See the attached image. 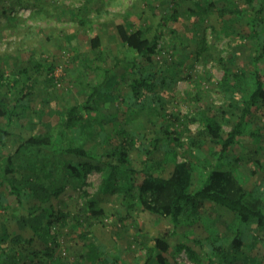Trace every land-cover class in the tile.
I'll return each instance as SVG.
<instances>
[{"label": "rangeland", "instance_id": "obj_1", "mask_svg": "<svg viewBox=\"0 0 264 264\" xmlns=\"http://www.w3.org/2000/svg\"><path fill=\"white\" fill-rule=\"evenodd\" d=\"M44 1L24 0L23 4L12 5L10 0H0V70L10 80L12 77H17L18 86L30 96L28 119L33 120L32 124L27 120L28 124L21 129L20 126L9 124L4 118L0 119V126L6 131V137L8 136L7 139L4 140V136L2 139L4 143L0 148V162L4 155L15 152L18 133L23 131L31 136L40 134L47 124L60 119L69 106L85 101L91 92L90 83L103 81L108 75L105 71H110V75L115 76L118 82L117 84L113 82L109 86L106 82L100 88L103 94L107 92L113 96H120L129 89L128 81L123 77L129 69L127 58L132 54L118 38L115 27V24L126 19L132 20L136 27L149 24L162 33L161 50L155 57L158 64H162L167 57L180 64L179 68L177 67L179 75L176 82L162 92L165 96L164 109L157 111L150 107L144 110L132 108L127 110L125 117H119L122 127L130 132L145 130L146 142L153 143L155 136L161 135L158 132L161 123L168 129L181 132L182 141L186 142L188 138H193L200 142L205 138L199 134L201 126L188 117L199 118L208 112H213L217 116L225 131L230 130L234 111L229 107L227 97L234 78L230 75L228 82H223L224 60L235 63L233 72L245 75L242 78L243 92L237 93L236 99L247 98L254 88L256 75L252 59L256 53L257 40L250 31L247 19L254 17L255 11L244 0L218 2L217 7L204 19L199 13L191 14L189 18L187 15L184 17L189 13L187 3L185 0H173L182 14L180 20L173 24L164 19L167 15L168 0ZM14 3H17V0H14ZM258 5L261 7L259 13L264 18V0L258 1ZM4 10H7L6 14ZM219 11L238 16L239 20L233 23L230 30L222 29ZM75 14L87 17L84 26L79 24ZM199 19L204 21L201 23ZM235 30L242 34L236 35ZM202 47L204 49L201 51ZM233 57L236 60H232ZM40 64L42 66L52 64L54 72L50 74L46 66L42 69L37 68ZM263 64L264 62H261V65ZM6 92L7 88L0 86V96L4 97ZM12 98L13 96L8 95L7 101ZM99 104L98 109L88 114L89 119L103 120L106 116L111 118L118 115L115 103L104 100ZM253 109L257 114V121L264 126V108L257 105ZM114 123L105 124L107 130L114 131L119 135L117 137H121V124ZM255 127L257 128L253 126ZM81 141L86 142V149L94 162L101 158L104 149L97 145L95 136L91 132L85 133L76 143ZM251 147L255 148L260 158H264V130H259L256 135L243 137L241 143L234 147L233 153H230L232 162L229 159H219L221 147L209 140L205 142L202 154L201 150L196 148L194 151L181 148L178 149V153L180 160L185 156L194 159L198 170H203L204 165H212L214 162L220 166L230 165L239 179L246 184L251 180V170L256 164V161L248 156ZM164 152L162 146L153 152V158L164 159ZM64 157L65 160L69 158L76 162L86 160L72 155ZM146 161L145 155H141L137 150L133 151L131 154V167L135 170L133 173L114 168L102 161L104 171L93 172L82 188L74 187L65 180L59 182L50 173L39 171L36 175L44 179L51 190L57 189L62 183L65 184L60 196L52 200L56 216H48L44 221L48 235L55 232L60 234L59 244H45L33 234L32 230H21L14 214L18 212L19 215H25L27 210L14 204L8 206L6 211L0 212V225L5 222L10 233L23 234L26 237L32 235L35 242L32 246L18 247L12 242H7L3 246L6 249L14 248L12 250L15 251L22 248L20 251L24 250L28 255L33 251L38 253L34 260L19 257L17 259L19 264H57L58 262H60L58 264H91L87 259L88 244L97 239L106 247L107 256L120 252V258L124 262L143 264L153 251L152 237L161 229L173 228L169 219L145 211L137 200L136 189L143 180L141 169ZM54 162L62 164L60 161ZM126 181L131 182L135 189L129 196L124 198L112 191L115 184L121 185ZM199 181L197 174L195 188L199 185ZM90 198L98 200L97 207L104 209L105 215L102 218L88 219L90 213L87 211V202ZM34 203L35 201L32 200L26 204V207ZM132 204L133 207H130ZM52 207L51 203L44 207L48 215ZM62 214L68 216L62 218ZM74 218L86 219L88 222L82 227ZM49 221L52 224H49ZM177 232L178 234L173 238L176 243L185 235L191 238L207 235L200 222L193 223L187 220L178 227ZM47 247L53 250L49 252ZM173 255L174 250L169 256L174 259ZM176 260L183 264H195L184 253ZM97 264H108V261L102 256ZM257 264H264V261L260 260Z\"/></svg>", "mask_w": 264, "mask_h": 264}, {"label": "trees", "instance_id": "obj_2", "mask_svg": "<svg viewBox=\"0 0 264 264\" xmlns=\"http://www.w3.org/2000/svg\"><path fill=\"white\" fill-rule=\"evenodd\" d=\"M221 1L223 0H185L189 13L186 11L184 17L187 15L189 18L191 14L199 13L204 19ZM244 1L255 11L254 17L248 18L247 22L257 40L256 53L252 59L256 80L247 98L236 99L237 93L243 92L242 78L245 75L233 72L235 63L224 60L223 82H228L230 75L234 78L227 97L229 107L235 112L229 131H225L223 124L213 112L205 113L199 118L188 117L201 126L199 134L205 138L200 142L193 138H188L186 142L182 141L181 132L168 129L163 123L158 131L161 135L155 136L153 143L146 142L145 130L130 132L122 127L119 117H125L128 109L144 110L148 107L157 111L164 109L165 96L162 92L176 82L179 75L177 67L180 66L169 57L162 64H158L155 60L161 50L162 33L158 29L149 24L136 27L132 20L126 19L115 24V27L118 38L132 54L127 58L129 69L123 77L128 81L129 89L120 96H113L107 92L103 94L100 88L106 82H108L107 86L118 82L115 76L110 75V71H105L108 75L103 81L90 83L91 92L85 101L80 105L69 106L60 119L47 124L40 134L31 136L21 131L22 141L16 152L7 153L0 162V212L6 211L8 206L14 204L26 208L27 214L19 215L18 212L14 214L19 228L23 231L32 230L33 234L45 244L58 245L60 234L55 232L48 235L44 221L48 216H56L52 200L60 196L65 184L62 183L57 189L51 190L48 183L36 174L39 171L48 172L59 182L65 180L74 187L82 188L93 172L104 171L102 161L114 168L135 172L131 167V154L137 150L147 158L145 166L141 169L143 180L136 189L137 200L145 211L165 217L173 225L172 229H161L152 237L153 251L143 264H183L176 260L183 253L195 264L249 262L257 264L260 260L264 261V158H260L255 148H250L248 156L254 159L256 164L251 170V180L244 184L230 165L220 166L214 162L212 165H204L203 170H198L194 159L185 156L180 160L178 153V149L181 148L185 150L189 148L191 151L196 148L201 150L202 154V148L209 140L221 147L219 159H229L232 162L230 153H233L234 147L241 143L243 137L256 135L259 130H264V126L257 121V114L253 109L257 105L264 108V64L261 65V62H264V18L259 13L260 0ZM10 2L12 5L23 4L24 0H17V3H14V0ZM167 3H169L167 15L164 19L173 24L180 20L182 14L173 0H168ZM6 11L4 10V13ZM75 16L80 25L86 24L88 19L85 15L75 14ZM218 16L224 31L230 30L233 23L239 20L237 15L223 11H219ZM199 21L202 23L204 20L199 19ZM234 33L238 36L242 34L236 30ZM201 42L203 44V41ZM203 49L204 47L201 51ZM232 60L236 58L233 57ZM117 62L119 63V60ZM45 66L50 74L54 72L52 64L43 66L40 64L37 68L42 69ZM18 84L17 77H12L10 80L0 70V86L7 88L4 97L0 96V119L6 117L5 120L9 124L16 120L23 129L24 125L28 124L30 114L20 113L18 110L28 103L30 96L25 94ZM8 95L13 96L9 101H7ZM104 100L115 103L118 115L111 118L106 116L103 120L89 119L88 114L98 109L99 103ZM29 121L30 124L33 123L32 119ZM114 122L121 124V137H117L119 135L114 131L107 130L105 124L111 125ZM169 123L171 124V121ZM88 131L95 136L97 145L104 149L103 155L99 160H95L96 162L86 149L85 141L76 143ZM4 133V128L0 126V148L3 147ZM162 146L165 151L164 159L153 158V152ZM66 155L83 157L86 160L79 162L69 158L65 160ZM54 161H60L62 164H55ZM197 174L200 181L195 188ZM133 190H135L133 185L128 181L121 185L115 184L112 189L124 198ZM32 200L35 203L26 207V204ZM49 203L52 210L48 215L44 207ZM97 204L98 200L93 198L87 202V211L90 213L88 219H100L105 215L104 209L98 208ZM130 207H133V204ZM67 216L62 214V218ZM74 220L82 227L88 222L86 219L74 218ZM186 220L193 223L200 222L207 235L201 238L185 235L181 241L174 242L173 238L178 234V227ZM49 224H52L51 221ZM7 242H12L18 247L32 246L35 239L32 235L26 237L23 234L10 233L7 224L2 222L0 264H19L17 263L19 257L34 260L38 256L34 251L28 255L23 250L24 254L20 251L22 248L18 251L12 250L14 248L6 249L3 244ZM47 248L49 252L53 250ZM88 250L87 259L91 264H97L102 256H105L108 264H129L121 260L120 252L107 256L106 247L97 239L88 244ZM172 250H174V259L169 256Z\"/></svg>", "mask_w": 264, "mask_h": 264}, {"label": "crops", "instance_id": "obj_3", "mask_svg": "<svg viewBox=\"0 0 264 264\" xmlns=\"http://www.w3.org/2000/svg\"><path fill=\"white\" fill-rule=\"evenodd\" d=\"M30 100V99H29ZM29 100H28V103L24 106V107H22V108H20L19 110H18V112H20V113H23V112H25L26 114H28V105H29ZM78 105H80V104H78ZM24 108V109H23ZM5 119H6V117H5ZM7 121V120H6ZM11 125H16L17 127L19 126V123L16 121V120H14L12 123H11ZM6 135H7V133H6V131H5V133H4V137H5V139H7L8 138V136L6 137ZM18 139L17 140H15L16 141V143H18V145H17V148L15 149V152H16V150L18 149V147H19V145L21 144V141H22V139H21V132L20 133H18ZM20 138V139H19ZM4 139V140H5ZM14 152V153H15ZM5 156V155H4ZM3 156V157H4ZM3 157L1 158V159H3Z\"/></svg>", "mask_w": 264, "mask_h": 264}]
</instances>
